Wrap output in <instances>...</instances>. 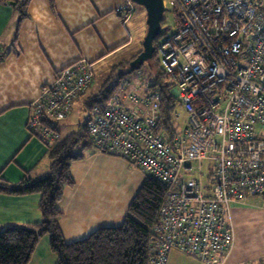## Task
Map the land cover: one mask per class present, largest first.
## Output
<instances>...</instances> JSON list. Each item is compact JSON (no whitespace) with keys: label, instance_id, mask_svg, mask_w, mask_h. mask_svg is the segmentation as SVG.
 <instances>
[{"label":"built area","instance_id":"obj_1","mask_svg":"<svg viewBox=\"0 0 264 264\" xmlns=\"http://www.w3.org/2000/svg\"><path fill=\"white\" fill-rule=\"evenodd\" d=\"M169 3L177 31L157 52L187 126L168 134L158 126L159 91L139 95L135 87L129 99L140 107L114 93L104 108L88 111V133L93 149L128 160L168 187L149 264H167L172 250L204 264H228L235 245L231 205L264 198V0ZM117 12L127 22L133 2ZM92 80L90 65L60 71L32 102L30 130L46 143L58 138L51 127ZM127 86L124 80L120 91Z\"/></svg>","mask_w":264,"mask_h":264},{"label":"crops","instance_id":"obj_2","mask_svg":"<svg viewBox=\"0 0 264 264\" xmlns=\"http://www.w3.org/2000/svg\"><path fill=\"white\" fill-rule=\"evenodd\" d=\"M126 1L30 0L25 8L27 17L20 22L18 3L23 0H0V178L18 183L26 175L40 178L47 173L50 166L47 144L51 142L46 143L38 130L32 132L28 119L32 102L60 71L90 65L93 80L84 93L90 94L98 72L110 75L116 65L131 61L140 53L142 26L135 33L131 27L134 14L123 23L117 12ZM127 90L128 86L124 91L118 86L114 93H119L128 107H140L129 103ZM67 119L55 125L61 136L75 131L81 122L69 128ZM85 153L83 158L72 162L74 185L65 188L58 203L62 213L59 224L67 242L85 238L102 226L120 225L148 175L130 166L126 159L93 147ZM252 198L239 204L245 208L244 214L255 215L258 210L252 212L253 209L247 208L253 207L247 205ZM40 199V193L0 192V229L39 223ZM256 214L264 216V210ZM241 215L237 228L233 222L235 245L228 264L256 261L239 255L243 248L242 222L247 216ZM259 259L262 262L264 255ZM28 264H57L48 236L37 241Z\"/></svg>","mask_w":264,"mask_h":264},{"label":"trees","instance_id":"obj_3","mask_svg":"<svg viewBox=\"0 0 264 264\" xmlns=\"http://www.w3.org/2000/svg\"><path fill=\"white\" fill-rule=\"evenodd\" d=\"M29 1L18 3L20 22L27 17L25 8ZM155 53L154 50L152 60L155 59ZM1 58L2 54L0 60ZM129 70L133 69L130 67ZM127 73L120 68L116 71L113 69L97 93L81 96L84 108L88 111L96 106L104 108ZM165 76L167 75L162 67L148 89L158 90L160 93L158 126L173 135L177 128L172 113L179 100L172 92V84L162 82ZM51 128L58 134V138L47 144L50 166L45 176L32 178L26 175L18 183H9L0 178L2 193L41 195L39 223L0 229V264H28L37 241L43 236L49 237L51 250L57 255V264H149L150 236L159 222L160 209L167 197L168 187L147 175L120 225L102 226L85 238L67 242L59 224L62 213L58 209V203L65 188L74 185L70 170L72 162L83 158L85 150L91 149L92 143L86 120L81 121L75 131L65 136L60 135L56 126Z\"/></svg>","mask_w":264,"mask_h":264},{"label":"rangeland","instance_id":"obj_4","mask_svg":"<svg viewBox=\"0 0 264 264\" xmlns=\"http://www.w3.org/2000/svg\"><path fill=\"white\" fill-rule=\"evenodd\" d=\"M167 2V6L164 9L163 12V18L161 21V31L158 34V36L155 38L153 44H154V50L156 51L155 53V59L148 60L144 64H142L139 68H132L133 70H129L130 65L129 61L126 60L124 62H121L120 64L116 65L114 67V70L116 71L119 68L123 71L126 70L128 72L126 74V77H124L120 82V86L124 80L129 81V86H128V93L127 97H130L134 93V88H138V94H144L145 89L149 88L150 82H152L158 73L162 71V66L159 63L160 61V55L157 52V47L159 44L163 43L168 37L176 33L177 31V16L175 15V11L173 7L170 5L169 0H164ZM134 6V16L131 20L132 22V29L136 33L138 32V28L142 26L141 32L139 33L142 36V39L140 40V43L142 44L143 37L146 33V11L143 6H140L138 4L133 3ZM132 14V15H133ZM140 36V37H141ZM139 37V38H140ZM142 46V45H141ZM142 50V49H141ZM158 62H157V61ZM127 62H129L127 64ZM119 66V68H117ZM130 71V72H129ZM109 77V74L105 72H98L96 78V85L93 87L92 91L93 93H97L104 82L107 80ZM164 84H172V89L175 88V84L172 82V80L168 77L165 76L162 81ZM129 103L132 104L133 102L128 99ZM82 100H74L72 102V107H71V115L68 114V116L65 118L66 124H71V127L75 126L74 123H78L80 121L86 120L88 110L84 108V106L81 104ZM64 119V120H65ZM172 119L176 125L177 130L181 133L185 127L188 124V118H187V113L185 109L180 105V103L177 101L175 104V107L173 109L172 113ZM63 120V121H64ZM63 130V128H61ZM63 132H68L63 130ZM130 166H134L131 162L126 160ZM135 167V166H134ZM197 173V169L195 170ZM202 172L205 175L206 174V165L203 162V168ZM148 174V173H147ZM149 175V174H148ZM152 176V175H151ZM153 177V176H152ZM189 177H192L190 175ZM248 200V199H247ZM264 198L261 196H256L253 197L247 205H251L253 207H247L248 209H253L252 212L256 211H261L264 210ZM244 207H239V204H232L231 205V215L232 219L234 222L235 227H238V216L241 215V213L244 210ZM261 209V210H260ZM256 211V212H257ZM243 214L242 215H247L246 216V221L242 222V227H241V239L243 241V248L241 249V253L239 255H242L243 257L251 258L256 260L254 263H248V264H264V260L261 262L262 255H264V216L260 214ZM241 215V216H242ZM167 264H204L201 263V261H198L192 257H189L185 255L184 253L178 251V250H172L169 254Z\"/></svg>","mask_w":264,"mask_h":264},{"label":"water","instance_id":"obj_5","mask_svg":"<svg viewBox=\"0 0 264 264\" xmlns=\"http://www.w3.org/2000/svg\"><path fill=\"white\" fill-rule=\"evenodd\" d=\"M131 2L143 6L146 11V33L142 41V50L130 61L131 68H139L146 61L151 60L154 54V40L161 31V21L164 12L163 0H130ZM176 95L175 89L172 90Z\"/></svg>","mask_w":264,"mask_h":264}]
</instances>
